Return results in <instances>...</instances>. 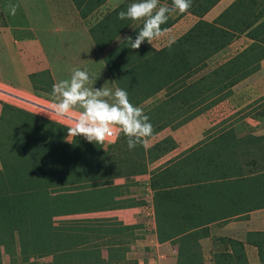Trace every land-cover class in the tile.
Returning a JSON list of instances; mask_svg holds the SVG:
<instances>
[{
	"label": "rangeland",
	"instance_id": "obj_1",
	"mask_svg": "<svg viewBox=\"0 0 264 264\" xmlns=\"http://www.w3.org/2000/svg\"><path fill=\"white\" fill-rule=\"evenodd\" d=\"M134 1L0 0V103L12 105L48 121L71 127V121L79 118L80 110L70 112L68 119L53 115L51 111L53 97L48 92L34 90L28 75L46 72L45 76L53 88V85L60 80L69 79L74 68H79L87 71L90 77L96 80L94 88L99 89L105 85L111 88L113 93L117 83L131 76V74L125 76L124 72H135L134 76L140 78L139 75L144 72L140 65V57L152 54L154 49L150 48L147 42L138 50H132L129 45L124 47L125 43L122 39L128 37L130 32L114 34L116 26L113 25L117 13ZM160 4L171 7L172 0H160ZM207 6L206 2L198 3L199 11L202 13L206 12ZM13 7L15 14H12ZM178 15H181L179 11L169 13L167 23L162 25V28H169ZM247 19L250 21L246 22ZM244 23L249 24L241 26ZM142 25L143 22L137 29L140 30ZM107 29L111 31L108 32ZM233 35L237 38L234 39ZM131 37L136 36L132 34ZM167 37V40L157 46L151 45L158 49L154 52H162L160 54L167 56V59L164 60L165 56H162L161 60L154 61L150 57L149 63V68L167 67L162 78L160 77L161 83L163 80L164 84L162 86L153 84L152 92L148 91V95L135 104L150 118L153 129H158L162 124L166 126L157 131L158 136L133 150H129L126 137L119 128L114 127L113 136L107 138L102 146L106 153L103 159L104 183L112 185L115 178L119 180L121 177L125 183H131L136 179L138 184L149 188L153 195L154 224L157 215V198L163 195V191L173 190L176 177L172 180V173L168 172L173 165L172 162L175 163L186 151L195 146L194 141L188 138L191 134L195 138L198 137L196 139H203L205 143L207 140L213 142L218 140L217 134L221 135L228 130L254 129V126H260L264 122V66L259 67V62L264 59V0H250L247 6L241 5L238 1L230 9L220 12L213 20L208 19V22H198L195 25L190 23L184 35L180 36V33L176 32L172 37L168 35ZM230 39L233 41L229 42ZM156 42L158 41L152 44ZM218 45L221 46L217 48ZM116 47L118 50L123 47L131 49L132 52L127 49L125 53L129 55L126 57L132 59L126 60V57L123 58L119 54L118 58L110 55ZM213 49L215 51L211 52ZM170 56L179 57L180 61H174L176 64L171 65L168 63L171 60ZM33 80L38 87V77ZM140 97L142 96L138 98ZM130 102L134 103L135 98L130 99ZM185 118L191 119L183 124L184 126L192 124L188 128L189 135L186 137L181 135L180 140L187 144L183 148L179 147L178 150H175L176 145L171 149L166 137L161 139L158 137L163 135L162 133L183 127L181 125L173 129ZM64 139L68 143L72 138L66 135ZM172 142L174 143L173 140ZM190 142L193 144L188 145ZM259 171H264L263 167ZM109 184L105 187L106 190H112ZM169 209L170 212L173 211L172 208ZM98 217L91 213L75 215L63 217L58 222L55 220V223L60 226L65 225L73 232V228L102 223L109 225L111 222H116L115 216H103L97 219ZM155 225L156 235L158 225L157 223ZM174 225H176L175 218L172 219V227ZM135 235L141 236L139 233ZM196 237H198L196 231L188 235L187 240L190 245L183 243L181 250L177 238L169 240L170 243L166 246H158L162 242H158L157 239L155 246L147 247L145 245H150L148 242L135 241L126 257L128 260L134 259L136 264H188L182 253L184 246L185 249L190 246L189 250L194 252L193 261L199 262L201 256L198 248L195 247ZM88 239L93 243V247L89 250L95 255L94 259L89 258L88 263L95 260L100 264L97 259L99 256L104 261L101 264H121L118 255L109 258V250H114L112 251L114 253L117 249L115 245L107 241H103L106 244L102 245V240L97 241L93 235ZM114 239L117 241L119 238L114 237ZM129 239V237L122 238L121 247H129ZM255 241L261 246L256 251L259 263L264 264V236H258ZM216 248L213 242L209 243V254H212V250ZM221 250L215 253L213 251V256L207 258L208 261L202 259L201 262L244 264L241 257L220 254ZM11 253L13 257L10 259L4 246L0 245V264H12L11 260L14 261L13 264H22L16 237L11 246ZM168 253H173L170 262L166 260ZM235 253L238 254V251L236 250ZM28 260L36 264L50 263L52 254L40 257L28 253Z\"/></svg>",
	"mask_w": 264,
	"mask_h": 264
},
{
	"label": "trees",
	"instance_id": "obj_2",
	"mask_svg": "<svg viewBox=\"0 0 264 264\" xmlns=\"http://www.w3.org/2000/svg\"><path fill=\"white\" fill-rule=\"evenodd\" d=\"M160 53L162 52L153 51L151 55H141L140 65L144 71L141 75L138 74L141 79L134 76L135 72L126 71L125 76H131L117 83V87L128 92L129 100L135 98L132 104L142 101L148 91L152 92L153 84H164L160 77L162 78L167 67L149 68L150 57L155 61L165 56ZM129 58L132 59H125ZM179 59L171 57L168 63L174 65V61H180ZM162 65L166 66L164 63ZM45 75L47 73L44 71L33 73L28 75V80L34 90L51 95L52 86ZM36 77L38 87L33 80ZM139 96L142 97L138 98ZM0 105V245L4 246L11 259V246L16 237L22 264H36L28 260V253L40 257L52 254V261L44 264H98L95 260L88 263L90 257L95 258L92 250H89L93 247L89 236L93 235L97 241L101 239L102 245L106 244L103 241L117 245L118 241L114 237L121 236V231L127 229H116L114 224L107 228L102 223L73 228L71 232L65 225H56L55 220L58 222L63 217L107 210L109 205H105L104 200L109 196L110 190L105 189L109 183L103 181V159L106 156L102 149L104 143H88L82 137L72 138L67 143L64 138L68 127L6 103ZM188 118L183 119L173 129L188 122L191 119ZM164 126L166 124L154 129V134ZM166 141L171 149L175 146L171 138L167 137ZM195 151L194 148L186 151L169 169H176L180 173L182 164L196 159ZM166 194L172 195L171 191ZM159 223L163 224V221H158L157 224ZM168 224L171 225L169 221L166 225ZM186 234L172 232L164 235L158 227L156 236L158 242L178 237L181 250L183 243L190 245ZM110 236L112 237L109 238ZM189 249L190 246L188 249L184 246L182 253L188 264H201L200 259L199 262L193 261L194 252ZM234 250L233 246L232 251ZM112 251L114 250H109L110 259L119 250L115 249L114 253ZM97 259L100 264L104 262L99 256ZM11 263L14 261L11 260Z\"/></svg>",
	"mask_w": 264,
	"mask_h": 264
},
{
	"label": "crops",
	"instance_id": "obj_3",
	"mask_svg": "<svg viewBox=\"0 0 264 264\" xmlns=\"http://www.w3.org/2000/svg\"><path fill=\"white\" fill-rule=\"evenodd\" d=\"M238 1L245 6L250 2V0H192L191 8L178 15L176 20L171 22L169 28H166L169 33H165L164 37L158 39V42L152 46H157L167 40V35L172 37L176 32H179L180 36L184 35L190 23L195 25L198 22H208V19L217 18L220 12L230 9ZM134 2H138V0ZM199 2L207 3L206 12L199 11ZM127 7L125 6L124 10ZM118 13L114 24L112 23L116 26L115 34L121 35L130 32L127 36L131 34L136 36L137 31H139L137 28L143 21L119 20L117 18ZM248 21L250 20L247 19L246 22ZM246 24L249 23H244L241 26ZM107 31L111 30L107 29ZM233 36H235L234 39L237 38L236 35ZM231 41L233 40L230 39L229 42ZM123 43H125L124 47H127L128 43L124 40ZM149 46L154 51L158 50L150 44ZM124 47L119 50L117 47L114 48L110 55L117 56L115 58L119 57L118 54L123 58L126 55L129 56L125 51L128 49L132 52V50ZM262 66H264V59L259 62V67ZM37 70L40 71L41 69ZM191 124L183 125L175 131L162 133L161 136L163 137L158 138L169 137L176 145L175 150L180 149L179 147L183 148L187 143L182 142L180 136L189 135L187 133ZM196 134L198 135V132ZM155 136L158 134L153 137ZM212 137L214 138L213 135ZM216 137L218 140L213 142L207 140L206 143L203 142V139H196L198 137L195 138L193 134L188 137L191 138L190 141L195 143L193 148L197 153L196 159L189 160L187 164H182L180 173L176 169L168 170L172 173V180L176 177L171 191L172 195L166 194L168 191H163V195L159 196L160 199L157 198L155 224L158 221H163V224L157 225L164 235L172 232L175 234L188 233V235L193 231L198 232V237L195 238V247L200 252V260L210 259V256H213V251L215 253L222 249L220 254L241 257L244 264H260L256 251L261 246L255 239H258V236H264V171H259L261 167L264 170V122L260 126H254V129L228 130L221 135L217 134ZM177 160L176 162H178ZM175 163L172 162L173 166ZM256 170L258 171L256 172ZM120 178L119 180L115 178L110 185L113 189L109 191V196L104 200L105 205H109L107 210L91 213V215L99 216L97 219H101L103 216L116 217V222L110 224H114L116 229H127L121 231V236H115L116 239L119 238L118 244L115 245L119 250L117 254L119 262L121 264H136L134 259L128 260L126 257L133 247V242H148L150 245L144 244L145 247L155 246L157 243L154 233L156 225L153 223L155 218L152 203L153 195L149 188L138 184L136 179L131 183H125ZM161 206L165 209L160 208ZM169 208H172L173 211L170 212ZM173 218L176 219V225L172 227ZM168 221L171 223V225L168 224L170 227L166 225ZM110 224L104 225V227L110 228ZM200 230H202L201 233H199ZM137 233L142 237H137L135 235ZM125 237L130 238V246L123 248L121 247V240ZM174 238L179 239L178 237ZM165 241L167 242H162L158 246L169 245V240ZM211 242H213L214 248H217L212 250V254H209V243L211 244ZM233 246L234 252L232 251ZM171 250L173 251V244ZM236 250L238 254L235 253ZM166 255L168 256L167 261L173 259L171 258L173 253Z\"/></svg>",
	"mask_w": 264,
	"mask_h": 264
},
{
	"label": "clouds",
	"instance_id": "obj_4",
	"mask_svg": "<svg viewBox=\"0 0 264 264\" xmlns=\"http://www.w3.org/2000/svg\"><path fill=\"white\" fill-rule=\"evenodd\" d=\"M192 0H172V6H161L160 0H138L126 10L118 13L119 20L143 21L135 39L124 37L132 50H138L145 42L152 45L165 35L169 13H185L191 8ZM15 14V7L12 9ZM121 39V38H120ZM96 80L85 70L74 68L69 79L60 80L52 88V114L68 119L69 113L80 110L79 118L71 121L67 137H82L88 143L103 144L113 136V128H119L126 137L129 150L147 144L154 136L150 118L143 109L133 105L128 92L117 87L113 93L105 85L94 88ZM106 84V83H105Z\"/></svg>",
	"mask_w": 264,
	"mask_h": 264
},
{
	"label": "water",
	"instance_id": "obj_5",
	"mask_svg": "<svg viewBox=\"0 0 264 264\" xmlns=\"http://www.w3.org/2000/svg\"><path fill=\"white\" fill-rule=\"evenodd\" d=\"M36 106V105H35Z\"/></svg>",
	"mask_w": 264,
	"mask_h": 264
}]
</instances>
